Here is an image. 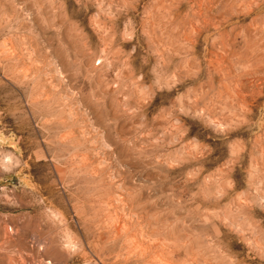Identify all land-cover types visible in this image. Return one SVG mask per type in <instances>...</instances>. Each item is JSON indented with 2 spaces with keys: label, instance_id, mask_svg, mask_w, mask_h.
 Listing matches in <instances>:
<instances>
[{
  "label": "rangeland",
  "instance_id": "1",
  "mask_svg": "<svg viewBox=\"0 0 264 264\" xmlns=\"http://www.w3.org/2000/svg\"><path fill=\"white\" fill-rule=\"evenodd\" d=\"M0 264H264V0H0Z\"/></svg>",
  "mask_w": 264,
  "mask_h": 264
}]
</instances>
